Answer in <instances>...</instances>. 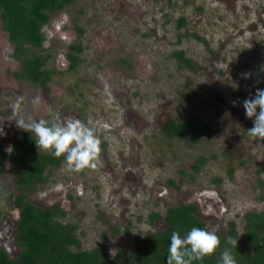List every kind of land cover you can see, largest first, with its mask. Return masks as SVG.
Listing matches in <instances>:
<instances>
[{
  "label": "rangeland",
  "instance_id": "rangeland-1",
  "mask_svg": "<svg viewBox=\"0 0 264 264\" xmlns=\"http://www.w3.org/2000/svg\"><path fill=\"white\" fill-rule=\"evenodd\" d=\"M47 14L42 46H29L47 81L16 76L21 63L0 19V142L9 151L22 132L11 109L23 95L22 115L91 121L102 143L96 169L70 173L62 156L30 201L58 205L59 220L77 225L81 249L109 256L162 230L179 203L195 204L207 230L224 236L234 222L242 235L243 216L264 210V141L249 137L254 122L242 103L264 89V0H76ZM71 45L80 47L74 67ZM177 51L194 65L181 64ZM193 119L209 126L195 141L163 130L168 120ZM33 154L52 155L36 145ZM15 194L11 162L0 161V249L10 257L18 255Z\"/></svg>",
  "mask_w": 264,
  "mask_h": 264
},
{
  "label": "trees",
  "instance_id": "trees-1",
  "mask_svg": "<svg viewBox=\"0 0 264 264\" xmlns=\"http://www.w3.org/2000/svg\"><path fill=\"white\" fill-rule=\"evenodd\" d=\"M76 0H0V19L2 29L8 33L9 41L14 47L13 56L21 63V70L16 73L19 79L30 81H47L43 70L44 60L31 53L29 46L41 47L44 41L42 26L49 16L47 11H55L71 5ZM184 23L180 19L179 26ZM67 55L72 66L79 60L76 51L79 46L72 45ZM183 65L192 67L193 61L185 57L183 51L173 53ZM209 126L200 119L190 122L175 123L168 120L163 124V130L168 137H188L195 141L202 131ZM35 144L31 134L23 131L11 142L7 151L0 142V161L11 162L13 182L16 194L13 205L18 211L15 220V245L18 255L10 257L8 252L0 249V264H166L170 237L173 231H178L183 238L192 227L206 229L205 222L195 204L179 203L166 210L164 228L148 230L136 238L134 248L127 254L122 249L113 258L99 246L92 250H82L77 237V225L63 223L59 220L65 213L58 207L40 206L30 201L28 193L34 190L36 184L46 181L48 167L60 164L62 157L33 154ZM200 163L204 158L198 160ZM195 170L200 164H195ZM259 171L263 172L264 168ZM158 213L149 215L153 224ZM243 234L238 235L236 224L229 223V229L220 237L221 245L212 256L193 264H219L220 253L227 244V237L238 239L236 249H232L237 264H264V210L247 212L244 216ZM207 230V229H206ZM75 247L76 249H72Z\"/></svg>",
  "mask_w": 264,
  "mask_h": 264
},
{
  "label": "clouds",
  "instance_id": "clouds-1",
  "mask_svg": "<svg viewBox=\"0 0 264 264\" xmlns=\"http://www.w3.org/2000/svg\"><path fill=\"white\" fill-rule=\"evenodd\" d=\"M245 78L248 74H243ZM97 79L103 82V94L107 101H111V85L102 74H97ZM25 97L18 95L12 104L11 114L18 129H22L34 137L36 148L39 152H50L57 158L64 157L65 170L70 173H79L85 169H96L101 152V139L97 130L91 126V121L84 122L78 118L66 117L61 119L58 114L51 121L34 119L31 115H22V106ZM35 107L40 103V98L31 101ZM240 101H232L233 107ZM246 117L252 119L254 126L247 130L249 137L254 140L264 141V89H257L254 97L243 102ZM2 131V129H0ZM227 244L220 253L219 264H237L232 249H236L238 239L227 237ZM220 237L215 231L200 227H192L182 238L178 231H173L170 237L166 264H193L194 261L203 260L212 256L220 248ZM111 257L117 255L116 249H109Z\"/></svg>",
  "mask_w": 264,
  "mask_h": 264
},
{
  "label": "flooded vegetation",
  "instance_id": "flooded-vegetation-1",
  "mask_svg": "<svg viewBox=\"0 0 264 264\" xmlns=\"http://www.w3.org/2000/svg\"><path fill=\"white\" fill-rule=\"evenodd\" d=\"M1 28H2V26H1ZM71 46H72V45H71ZM71 46H70V47H71ZM70 51H71V48H70ZM70 51H69V52H70ZM69 52H68V54H69ZM68 54H67V55H68ZM67 58H68V57H67ZM71 63H72V62H71Z\"/></svg>",
  "mask_w": 264,
  "mask_h": 264
}]
</instances>
